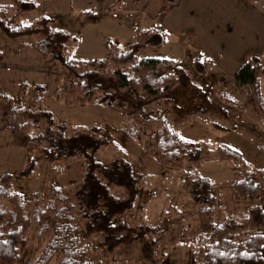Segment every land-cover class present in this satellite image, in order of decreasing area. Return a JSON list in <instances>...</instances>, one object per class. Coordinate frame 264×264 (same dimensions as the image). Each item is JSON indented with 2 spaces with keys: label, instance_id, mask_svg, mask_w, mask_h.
Returning a JSON list of instances; mask_svg holds the SVG:
<instances>
[{
  "label": "trees",
  "instance_id": "16d2710c",
  "mask_svg": "<svg viewBox=\"0 0 264 264\" xmlns=\"http://www.w3.org/2000/svg\"><path fill=\"white\" fill-rule=\"evenodd\" d=\"M120 3L116 0L100 16L108 17ZM37 9L34 0L0 5V34L10 40L42 37L34 47L35 52L50 63L62 66L69 79L57 88L56 100L73 108L102 106L125 117L127 112L123 107L127 101L136 114L134 123H128L129 135L133 139L140 136L145 139L143 150L147 156L172 170H181L185 161H201V148L180 138L163 118L145 110L160 100L172 103L177 88L189 81L187 72L175 60L140 55L163 47L166 42L163 31L156 28L141 30L136 39L123 48L107 39L104 59L74 60L67 58L66 50L69 43L77 40L76 36L52 28L51 18L42 16L31 25L21 22ZM98 17L92 11L84 12L82 23H96ZM3 59L4 53L0 51V62ZM191 63L195 72L206 74L209 62L193 58ZM262 77L264 54L262 58L247 59L233 79L264 125ZM29 87V84L21 83L20 94L16 97L0 90V132L6 131L14 147L28 152L44 145V157L51 162L81 157L87 164L74 188V202L58 187H53L49 194L36 191L25 200L11 189V174L0 176V200L9 203L8 210L0 208V264H18L23 254L25 258L21 264H48L53 259L57 264H87L85 261L90 252L79 236L74 213L86 220L87 232L104 234L103 246L108 251L135 240L141 241L148 232L155 231L147 224L131 229L126 223H114L116 215L134 207L142 176L134 173L126 160L116 159L106 166L95 159L94 155L107 144L102 128L96 125L70 127L57 121L53 112L43 107L44 85H35L30 104H25ZM221 99L232 105L237 103L227 96ZM217 162L246 166L241 154L226 145L217 148ZM36 166L35 159L27 156L16 176L30 177L35 174ZM111 187L123 190L125 195L115 196ZM182 188L189 203L200 208V233L187 238L196 248L193 258L197 264H264V202L252 206L245 217H227L217 223V200L210 181L193 173L183 179ZM230 189L233 198L253 202L264 194V170L246 174L234 181ZM30 240L36 241L38 248L43 245L41 250L31 252Z\"/></svg>",
  "mask_w": 264,
  "mask_h": 264
},
{
  "label": "rangeland",
  "instance_id": "374dc122",
  "mask_svg": "<svg viewBox=\"0 0 264 264\" xmlns=\"http://www.w3.org/2000/svg\"><path fill=\"white\" fill-rule=\"evenodd\" d=\"M16 1L0 0V5H14ZM34 1L38 9L21 22L31 25L42 16L51 18L52 28L63 29L76 36L77 40L69 43L66 50L67 58L74 60H102L106 57L107 39L123 48L132 43L141 30L160 25L162 0H120L121 9L108 17H102L100 13L116 0ZM88 11L98 14L96 23H82L83 14ZM41 38L10 40L0 34V51L4 53L0 62V90L16 97L20 94L19 85L23 82L29 84L24 97V103L29 105L34 86L44 85L46 99L43 107L52 111L57 121L70 127L96 125L102 128L107 144L94 155L95 159L106 166L116 159L126 160L133 172L142 176L134 207L116 215L114 223H126L131 229L147 224L155 229L141 241L135 240L108 251L103 246L104 234L87 232L86 220L74 213L79 236L90 252L85 261L87 264H197L193 258L196 248L187 238L200 233V208L189 203L182 188L183 179L193 173L208 179L212 185V193L217 200V223L227 217H245L252 206L264 202V194L253 202L235 199L230 189L234 181L246 174L264 170V125L233 76L218 74L213 69L215 64L204 75L195 72L191 61L198 57L190 53L178 60L180 45L172 34L167 35V41L160 49L140 54L142 57L173 59L189 76V81L175 91L172 103L160 100L145 109L163 118L180 138L203 151L201 161H185L181 170H172L162 167L156 159L145 154L142 136L138 139L130 137L128 123H134L136 114L127 101L123 107L127 112L125 117L102 106L73 108L56 100L57 88L64 86L69 79L62 66L50 63L35 52L34 47ZM262 81L264 98V77ZM222 96L233 98L237 103L224 102ZM221 145L238 151L246 166L217 162V148ZM43 147L41 145L30 152L16 148L10 135L6 131L0 132V176L11 174V189L25 200L36 191L43 190L49 194L53 187H58L74 202L73 191L83 176L87 161L76 157L51 162L45 159ZM27 156L35 159L36 172L27 178L18 177L16 173L25 165ZM111 192L117 197L125 195L123 190L115 187H111ZM0 208L8 210L9 203L1 199ZM37 245L36 241L30 240V251H40L43 245L40 248ZM24 258L23 254L18 264ZM48 264H57V261L53 259Z\"/></svg>",
  "mask_w": 264,
  "mask_h": 264
},
{
  "label": "crops",
  "instance_id": "0c3cea01",
  "mask_svg": "<svg viewBox=\"0 0 264 264\" xmlns=\"http://www.w3.org/2000/svg\"><path fill=\"white\" fill-rule=\"evenodd\" d=\"M159 11L156 29L166 41L168 34L176 37L178 60L191 53L231 77L247 59L264 54V0H162Z\"/></svg>",
  "mask_w": 264,
  "mask_h": 264
}]
</instances>
